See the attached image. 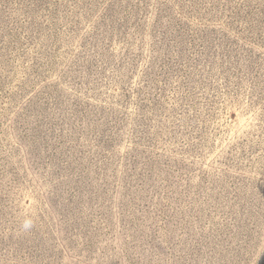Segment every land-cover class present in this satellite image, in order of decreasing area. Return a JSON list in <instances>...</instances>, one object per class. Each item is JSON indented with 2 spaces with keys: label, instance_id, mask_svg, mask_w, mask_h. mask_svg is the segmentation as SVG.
Listing matches in <instances>:
<instances>
[{
  "label": "rangeland",
  "instance_id": "374dc122",
  "mask_svg": "<svg viewBox=\"0 0 264 264\" xmlns=\"http://www.w3.org/2000/svg\"><path fill=\"white\" fill-rule=\"evenodd\" d=\"M0 264H264V0H0Z\"/></svg>",
  "mask_w": 264,
  "mask_h": 264
}]
</instances>
